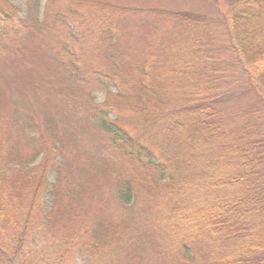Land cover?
Masks as SVG:
<instances>
[{
	"label": "trees",
	"instance_id": "trees-1",
	"mask_svg": "<svg viewBox=\"0 0 264 264\" xmlns=\"http://www.w3.org/2000/svg\"><path fill=\"white\" fill-rule=\"evenodd\" d=\"M227 8L231 53L264 88V0H227ZM13 17L1 0L0 38L18 31ZM220 21L188 11L164 18L132 68L133 91L119 85L133 92L143 131L131 134L117 112H100V129L128 161L114 174L112 200L144 199L133 221L50 233L54 206L37 196L51 195L47 173L57 168L9 162L0 167V264H264V124L220 117L233 81L206 65L216 32L226 31Z\"/></svg>",
	"mask_w": 264,
	"mask_h": 264
},
{
	"label": "rangeland",
	"instance_id": "rangeland-1",
	"mask_svg": "<svg viewBox=\"0 0 264 264\" xmlns=\"http://www.w3.org/2000/svg\"><path fill=\"white\" fill-rule=\"evenodd\" d=\"M2 1L18 31L0 38V167L57 168L47 173L51 195L37 196L54 206L50 233L100 232L104 222H132L142 208V196L125 207L112 200V179L127 160L100 129V112H117L131 134L143 131L132 110V68L154 47L167 15L194 12L227 26L215 34L213 63L206 61L233 81L219 99L220 117L230 126L264 124V88L248 80L229 47L227 0ZM121 82L131 94L120 93ZM160 126L155 121L150 136Z\"/></svg>",
	"mask_w": 264,
	"mask_h": 264
}]
</instances>
